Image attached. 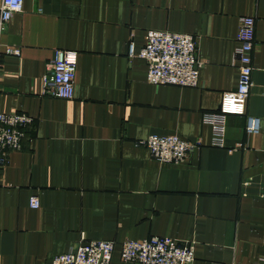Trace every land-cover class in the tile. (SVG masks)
Returning a JSON list of instances; mask_svg holds the SVG:
<instances>
[{
    "label": "crops",
    "instance_id": "crops-1",
    "mask_svg": "<svg viewBox=\"0 0 264 264\" xmlns=\"http://www.w3.org/2000/svg\"><path fill=\"white\" fill-rule=\"evenodd\" d=\"M241 15L254 18L251 86L244 115H227L224 145L212 146L201 113L235 86ZM147 28L196 36V85L145 80L128 47ZM56 48L76 52L70 98L40 92ZM0 50V111L31 117L0 166V264H50L81 234L113 241L109 264H135L119 258L120 242L150 235L192 241L188 264L264 253V0H23ZM246 114L257 132L244 131ZM169 132L198 144L183 162H157L135 143Z\"/></svg>",
    "mask_w": 264,
    "mask_h": 264
},
{
    "label": "built area",
    "instance_id": "built-area-1",
    "mask_svg": "<svg viewBox=\"0 0 264 264\" xmlns=\"http://www.w3.org/2000/svg\"><path fill=\"white\" fill-rule=\"evenodd\" d=\"M22 1L0 0V31L11 15L22 9ZM253 27L252 16L241 15L237 18L235 45L232 50V59L237 70L235 86L221 92L216 109L201 113V120L210 126L209 143L212 146L224 145L227 115H244L245 100L251 86ZM17 51L13 46H5L3 49L5 53ZM128 55L145 61V80L148 83L186 86L197 84L198 67L202 60L196 58V36L191 33L147 28L142 46L133 53L129 43ZM75 64L74 50L54 49L47 71L41 75V94L70 98L73 93ZM244 118V131L257 132L258 118L247 114ZM30 120L31 117L22 112L0 111V166L7 162L9 152L20 148L23 128ZM135 143L145 146L150 156L160 163L183 162L188 150L198 145L176 132L149 133ZM240 145V142H236L234 147ZM28 204L36 207L37 196L30 195ZM113 246L112 240L86 239L81 234L73 248L53 255L50 264H109ZM118 254L122 261L135 264H188L193 258V242H181L167 235L124 239L119 244ZM252 264H264V253L259 254Z\"/></svg>",
    "mask_w": 264,
    "mask_h": 264
}]
</instances>
